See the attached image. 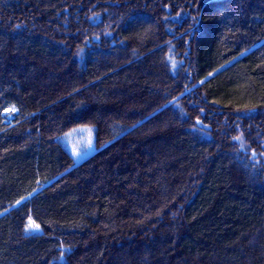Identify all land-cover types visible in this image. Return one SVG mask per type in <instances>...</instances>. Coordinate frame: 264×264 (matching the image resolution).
Wrapping results in <instances>:
<instances>
[{"label": "trees", "instance_id": "16d2710c", "mask_svg": "<svg viewBox=\"0 0 264 264\" xmlns=\"http://www.w3.org/2000/svg\"><path fill=\"white\" fill-rule=\"evenodd\" d=\"M0 264H264V0H0Z\"/></svg>", "mask_w": 264, "mask_h": 264}, {"label": "rangeland", "instance_id": "374dc122", "mask_svg": "<svg viewBox=\"0 0 264 264\" xmlns=\"http://www.w3.org/2000/svg\"><path fill=\"white\" fill-rule=\"evenodd\" d=\"M7 121L9 123L13 120L12 111H7ZM95 128L92 126L78 127L71 132L67 133L61 139L63 145L72 154L77 162L90 155L95 150ZM31 233H38L40 228L32 229L29 227Z\"/></svg>", "mask_w": 264, "mask_h": 264}, {"label": "snow or ice", "instance_id": "6c2138e0", "mask_svg": "<svg viewBox=\"0 0 264 264\" xmlns=\"http://www.w3.org/2000/svg\"><path fill=\"white\" fill-rule=\"evenodd\" d=\"M15 109H13L14 111ZM19 203V202H18ZM29 227L32 228V229H38L39 228V225L35 224L34 222H31L30 221V224H29Z\"/></svg>", "mask_w": 264, "mask_h": 264}]
</instances>
